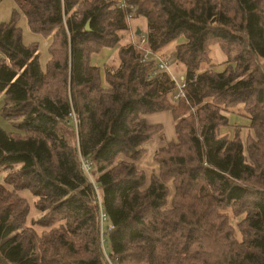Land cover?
Instances as JSON below:
<instances>
[{"label":"trees","instance_id":"1","mask_svg":"<svg viewBox=\"0 0 264 264\" xmlns=\"http://www.w3.org/2000/svg\"><path fill=\"white\" fill-rule=\"evenodd\" d=\"M133 1L146 42L119 45L116 66L91 61L127 28L112 0H15L31 31L50 38L45 69L14 18L0 22L2 112L21 118L24 132L0 127V264H107L100 206L112 264H264V0ZM180 35L172 57L185 87L174 99L175 81L152 53ZM212 40L226 56L221 69L209 63ZM237 104L254 132L245 140L219 132ZM164 110L176 137L154 151L146 183L136 160L161 126L144 114ZM71 113L74 144L60 131ZM80 156L92 161L94 182ZM21 190L51 210L37 220L47 231L27 225ZM227 207L243 213L236 225Z\"/></svg>","mask_w":264,"mask_h":264},{"label":"rangeland","instance_id":"2","mask_svg":"<svg viewBox=\"0 0 264 264\" xmlns=\"http://www.w3.org/2000/svg\"><path fill=\"white\" fill-rule=\"evenodd\" d=\"M13 18L16 22V25L21 30L23 42L27 45H30L33 43L37 44L38 51H39L40 65L43 69H45L46 64H47L49 57H50V53H49V49H48L50 38L47 36H44L40 33H36V32L31 31V29L29 28V26L27 24V20H26L25 15L18 9L17 4L15 3V0H0V22L9 21ZM131 22L132 23L130 25L127 24V28L125 30H122L120 32L123 34V36L120 38V40L122 39V41H124V40L126 41V37L128 36L129 38L131 37V39L136 41V42H133L134 44H137L139 38H138L137 33H136V27L140 26L143 29V31L146 32V30H147V19L143 15H138V16L133 17L131 19ZM184 40H185L184 35H180L177 38V40H172L160 48L163 51V52H161V54L164 53L163 57H170L169 68H168V71H166V72L171 77H173V75L176 77L175 78L176 80H174V81H176L177 84L180 81V77L183 76V74L185 73V69H184V66L182 63H179V61H177L176 58L172 57L173 56L172 47L175 43H178V42H181ZM119 45H121L120 41L118 42V44L115 47H112L110 50L106 49L105 51H108L110 54H114L115 56H117V50H118ZM102 48H104V47H102ZM91 53H93V52H91ZM208 56L210 58L209 63L214 64V67L216 69H221L225 66L224 61L226 60V56L224 55L222 50L218 47L217 42L214 40L211 41L210 49L208 50ZM2 57H3V54L0 51V59ZM91 60H92V62H96L100 59L98 58L96 60V58H93ZM209 63L202 62L201 68H205ZM104 64L113 65L110 62H107ZM176 82H175V84H176ZM177 84H176V88H175L176 93L178 92ZM176 93H175V95H176ZM181 96H183V95H181ZM173 98L175 99L176 96H173ZM3 101H4V96H3V93L0 92V127L3 128L5 131L12 133L13 135H21L22 136L24 134L23 130H20L16 127V124L18 123V121H20L21 118L9 119V118L5 117L3 112H2ZM194 109L195 108H191V111H194ZM224 113L228 117V122L226 125H221L219 127V132L221 135H226L227 137L232 138L233 136L238 134V136L243 140H245L248 136L254 135L253 128L250 126V119H249L248 113L245 111L242 104L233 105V106L227 108V110H225ZM60 131L62 132L63 135H65V137H67V139L71 143H73V144L76 143V141H77L76 140L77 139L76 121L74 122V120L68 119V123H62L61 124ZM143 155H144V153H143ZM151 161H152V158H151ZM148 162H149L148 158H145L144 161L142 162V165L144 167H146V169L148 170V174L146 173V183L149 182V178L151 175V172H150L151 165ZM3 168H4L3 164L0 163V182H3V176L7 172V170L3 169ZM156 171H157V169L154 172H156ZM87 177L89 178L90 181L94 182L95 178H96V174L92 173L91 177L90 176H87ZM169 187H170V192H171L169 194V198H170L171 195L173 194V187H172L171 183H169ZM19 193L22 196H25L27 198L29 204H30V212H29V215L27 218V225L32 226L38 233H40L42 231H47L50 227L42 225L40 223H37V220L41 221V219H43V218L45 219V217H46V219L49 218L51 210L49 208H47L43 211L38 210L34 205L36 198H34V196H32L28 190H21V191H19ZM224 211L229 216V218L232 219V221L235 225H236V222H238L243 217V213L235 215L233 213V210L231 207L225 208ZM33 222H36V223L33 224ZM108 223H109V221L107 219H105V221L103 222V227L106 228ZM102 245H103V249L106 252H108L109 251L108 250V238H107L106 234L102 238ZM104 259H105V261H107V257H105V254H104Z\"/></svg>","mask_w":264,"mask_h":264},{"label":"crops","instance_id":"3","mask_svg":"<svg viewBox=\"0 0 264 264\" xmlns=\"http://www.w3.org/2000/svg\"><path fill=\"white\" fill-rule=\"evenodd\" d=\"M131 23L132 22L129 21L127 24L130 25ZM138 28L140 30H143L140 26H138L137 29ZM121 35L123 36L122 33H121ZM127 37H126V41L125 40L122 41V39L119 40L121 45L136 42L133 39H131V37L130 38L129 37L127 38ZM176 44L177 43H175L172 47L173 51H174ZM111 48L112 47H104V48H101L98 52L93 53L91 58L92 59L96 58V60L99 58L100 60H98L96 62H92V63L103 66L104 63L110 62L111 64H113L115 66L118 65L119 64L118 53H117V56H115L114 54H110L108 51H105L106 49L110 50ZM161 52H163L161 49L157 50V51L152 53V56L155 57L156 59H157V57L158 58L163 57L164 53L161 54ZM144 117L147 120V122L152 123V124H158L161 126V130L158 131L157 133H155L151 138H149L144 143L145 153L142 157H140L139 159L136 160L137 166L144 169L145 173L148 174V170L146 169V167H144L142 165V162L144 161V159L145 158L149 159L148 163H150V165H151L150 172L152 173L153 170L155 171L157 168V164L154 161H151V158H152L154 151H156L160 146L165 144L167 141L175 139L176 133H175V120H174V118H173V116L169 110L147 113V114H144ZM160 132L164 135L165 139L160 138V134H159Z\"/></svg>","mask_w":264,"mask_h":264},{"label":"built area","instance_id":"4","mask_svg":"<svg viewBox=\"0 0 264 264\" xmlns=\"http://www.w3.org/2000/svg\"><path fill=\"white\" fill-rule=\"evenodd\" d=\"M112 7L118 8L124 12L125 19H126L127 23L129 21H131V19L133 17H135V15H136L137 5L133 0H112ZM136 30H137V27H136ZM137 36L139 39H138V43L136 45L138 47L142 48L146 42V32L143 30H140V32H139V34H137ZM143 50H144L143 51V58L147 59L149 57V55H151V50L148 48H143ZM156 64H157L158 70L168 71L169 64H170V57H159V58L157 57ZM172 78L174 80H176L175 79L176 77L174 75ZM176 84H177V82H176ZM177 86H178V92L176 93L175 96L184 95V87H185L184 76L180 77V81L178 82ZM70 119L74 120V122L76 121L75 115L73 113L70 114ZM80 165H81V169L83 170V172L87 176L91 177L92 169H93L92 161L86 157L80 156ZM105 219H107L106 214H105L103 208L100 206L99 224H100L101 241H102V238L105 236V234L107 235L108 231L111 229L110 223H108L106 228L103 227V222L105 221ZM104 254H105V257H107V261H106L107 264H112L109 261L108 252L104 251Z\"/></svg>","mask_w":264,"mask_h":264},{"label":"water","instance_id":"5","mask_svg":"<svg viewBox=\"0 0 264 264\" xmlns=\"http://www.w3.org/2000/svg\"><path fill=\"white\" fill-rule=\"evenodd\" d=\"M85 28L89 30V23H88V21L85 24ZM139 32H140V29L138 28L137 31H136V33L139 34Z\"/></svg>","mask_w":264,"mask_h":264}]
</instances>
